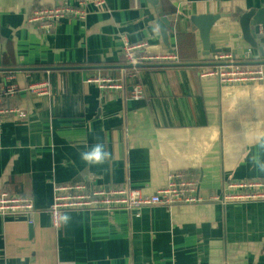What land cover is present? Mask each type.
Masks as SVG:
<instances>
[{
    "label": "crops",
    "instance_id": "obj_1",
    "mask_svg": "<svg viewBox=\"0 0 264 264\" xmlns=\"http://www.w3.org/2000/svg\"><path fill=\"white\" fill-rule=\"evenodd\" d=\"M66 1L75 2L0 0V67L10 53L14 62L6 68L34 69L12 71V104L25 116L0 118V193L29 195L35 205L30 213L0 214V264H264V201L212 200L231 182H264L250 163L258 150L251 138L264 131V81L226 90L201 78L200 66L143 63L125 91L103 90L89 80L118 77L128 68L126 41L148 42L150 53H171L177 31L168 30L166 46L159 15L147 0H105L85 19L69 18L50 29L28 22L34 9ZM162 7L175 28L180 18L177 28L194 32L196 62H207L190 18L226 14L213 25L211 43L240 55L251 47L238 18L264 7V0H162ZM253 50L252 60H260ZM38 82H49L50 92L32 94L29 86ZM136 83L142 97L130 100ZM97 138L111 159L89 166L79 152ZM177 170L194 175L202 203L140 212L66 210L69 224L52 225L55 183L153 193Z\"/></svg>",
    "mask_w": 264,
    "mask_h": 264
},
{
    "label": "built area",
    "instance_id": "obj_2",
    "mask_svg": "<svg viewBox=\"0 0 264 264\" xmlns=\"http://www.w3.org/2000/svg\"><path fill=\"white\" fill-rule=\"evenodd\" d=\"M105 0H75L66 1L61 5L36 8L28 17V22L45 29L69 18L83 20L93 9L102 6ZM148 42L132 44L124 43L123 53L126 64L131 67L123 69L120 76L94 77L89 81L97 83L103 90L125 91L127 83L138 77V64L143 63H175L178 56L175 52L150 53L145 51ZM254 50L245 49L240 55L231 51L213 53L208 56L207 62L212 66H204L199 72L203 79H214L220 87L233 90L244 84L262 83L264 81L263 65H244L241 62L254 61ZM257 60V59H256ZM13 76H7L0 87V118L5 116L24 117L22 109L12 104L16 98L17 86ZM32 94L46 95L50 92L49 82L33 83L29 86ZM143 94L141 84H134L130 100H139ZM213 201L227 204L228 202L264 201V182L250 181L231 182L225 191L212 197ZM199 195L197 179L191 172L177 170L170 171L167 184L153 193H144L141 189L125 186L107 188L105 186L86 183H55L53 185L52 204L49 208L52 225L60 228V215L66 210L101 209L115 210L128 209L140 212L141 210L161 205L171 208L178 204L202 203ZM35 205L29 195H15L7 191L0 193V214L24 211H34Z\"/></svg>",
    "mask_w": 264,
    "mask_h": 264
},
{
    "label": "water",
    "instance_id": "obj_3",
    "mask_svg": "<svg viewBox=\"0 0 264 264\" xmlns=\"http://www.w3.org/2000/svg\"><path fill=\"white\" fill-rule=\"evenodd\" d=\"M149 4L156 10L159 15L158 25L161 31V35L164 44L168 46L169 31H174L175 26L172 25V20L169 19V13L163 10L162 0H147ZM226 14L216 15H201L192 16L190 21L199 30V37L202 42L203 54L210 55L219 52H228L227 48H216L210 40V34L213 25ZM175 23V21H174ZM238 23L241 30V37L243 41L248 44L252 49H255L259 55L260 60L258 61H246L241 62L244 65H263L264 66V7L254 10H249L241 14L238 18ZM153 66H212L210 62H194V63H171V64H152ZM141 67L142 64H138ZM131 67V64L127 65ZM62 68V67H53ZM18 69L34 70L33 68H0V71H16Z\"/></svg>",
    "mask_w": 264,
    "mask_h": 264
},
{
    "label": "clouds",
    "instance_id": "obj_4",
    "mask_svg": "<svg viewBox=\"0 0 264 264\" xmlns=\"http://www.w3.org/2000/svg\"><path fill=\"white\" fill-rule=\"evenodd\" d=\"M250 144L258 150L251 154L250 163L255 170L264 173V131L255 133L250 141ZM80 160L85 164L102 165L111 159V153L106 146L97 138V142L93 145L86 146L85 150L79 152ZM62 226H67L71 221V216L65 212L59 217Z\"/></svg>",
    "mask_w": 264,
    "mask_h": 264
},
{
    "label": "trees",
    "instance_id": "obj_5",
    "mask_svg": "<svg viewBox=\"0 0 264 264\" xmlns=\"http://www.w3.org/2000/svg\"><path fill=\"white\" fill-rule=\"evenodd\" d=\"M178 25L176 24L175 30L177 31V49L176 54L178 56V62L180 63H194L198 61V48H197V41H196V36L193 31H182L179 30L177 27L179 26L181 20L178 18L177 20ZM175 26V24H174ZM14 60H11L10 53H4L3 55V60H2V65L6 68V66H12L11 63H13ZM13 66H16L13 65ZM1 68V67H0ZM198 70H201L202 67H195ZM70 71H66L65 77H68V74ZM15 73L12 71H0V87L3 84V80L7 76H13ZM36 74L35 73H31ZM37 80V79H36ZM66 84L68 87V80H66Z\"/></svg>",
    "mask_w": 264,
    "mask_h": 264
}]
</instances>
